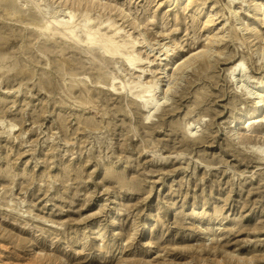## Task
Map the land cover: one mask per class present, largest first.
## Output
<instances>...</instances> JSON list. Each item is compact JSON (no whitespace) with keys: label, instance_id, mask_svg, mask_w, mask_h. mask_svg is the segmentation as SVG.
Returning <instances> with one entry per match:
<instances>
[{"label":"rangeland","instance_id":"1","mask_svg":"<svg viewBox=\"0 0 264 264\" xmlns=\"http://www.w3.org/2000/svg\"><path fill=\"white\" fill-rule=\"evenodd\" d=\"M13 1L0 10V264H264V113L234 125L255 115L245 86L264 85V0H84L101 31L154 43L134 69L48 39L35 4ZM213 33L216 54L147 119L128 88L166 83L158 43L180 46L169 68Z\"/></svg>","mask_w":264,"mask_h":264},{"label":"bare ground","instance_id":"2","mask_svg":"<svg viewBox=\"0 0 264 264\" xmlns=\"http://www.w3.org/2000/svg\"><path fill=\"white\" fill-rule=\"evenodd\" d=\"M30 1L35 4V9H37L35 14H38L40 15V17H42V19L40 18L41 22L35 24L37 26H40L38 28L41 30L42 34H47L49 36L48 39L53 38L56 42H66L68 39H72L79 44L85 43V45L89 47H97L104 56H110L111 58H120L133 69L139 67V64L143 62L145 59H147L142 55H140V53L137 50V47L138 46L145 47L146 43L151 46H153L154 44V43L151 44L150 43L151 41L149 42L147 35L143 29H139L141 38H136L131 33H129V31H125L123 27L120 26L115 27L116 22L112 20L111 16H108L107 20L105 19L106 21L104 23H106V26H108L109 28L115 27L114 33L120 34L122 39L117 40L115 39V37H113L112 34H108L107 32L101 31L99 27L91 24V21L95 18L91 14V11L95 10L94 5L96 6V4L89 3V1L83 3L84 0H63V3L61 5L64 7L60 5L57 9L54 10V12L52 11L53 13H51L48 10L42 12L37 0H30ZM13 2H14L13 0H1L0 10L3 9L7 10L9 5H11ZM12 7H14V5H12ZM79 9H81L83 14H81V19L77 20L76 12ZM32 20L34 21V19ZM210 21L212 20L208 19L207 23H209ZM136 28H140V24H138V22ZM79 32L80 33L82 32L84 34V37L78 34ZM256 33L257 32L255 30V37L259 38L260 36L257 35ZM222 37L223 35H219L218 33L210 34L209 40L203 48H201L198 51L190 53L186 57L185 56L180 57L179 60L176 59L174 60V62L171 61V65L169 68H167V66H169L170 60L178 56L180 52L179 50L180 46L176 47L175 45L173 46V44L171 43L167 45L166 43L163 42L161 44L156 42L160 46L159 50L160 51L164 50L162 55H165V58H163L165 59V63L160 68V71L161 70L162 71L158 73L164 74V76H161L159 78H161L160 79L161 82L162 81L164 82L163 80L164 77L167 78L165 80L166 83L160 84V82L158 81L159 79H157L156 81L155 80L144 81L143 79L142 80L137 79L133 81V85L128 88V90H130L131 92L132 89H135V91L132 93L137 97L135 100L137 101L139 106H142L143 108L147 109V115H146L147 119L150 118L153 111L158 110V108L161 106V103L166 102V100L168 99L169 92L172 90V88H174L175 85L178 84V81L182 78V76L189 67L194 65L197 61H202L206 58L210 59L214 55V53L216 54V52L218 51V47H216L215 44L221 42ZM261 38H263L264 40V37ZM257 53L258 56L264 54V43L263 45L257 46ZM242 63H239L238 65H236L231 69L232 71L231 75L233 76V78H235L237 75L240 74L241 77L242 75L244 76V74L242 73V68L244 65ZM142 71H144V69H142ZM117 77L116 76L112 77V83L110 85L111 89H115L116 87L115 85L118 83L116 81ZM119 78L121 77L119 76ZM129 81L130 80H128V82ZM242 81L244 82L245 80L243 79ZM119 83L121 85L120 89L121 88L126 89V82L120 80ZM244 89H246L244 95H247V98L251 97L253 99L258 100L257 106L253 113L255 115H251L249 117L245 115L240 118V121L235 122L234 125L237 126L238 124H242L243 127L245 125H247L248 127L249 120L251 121L253 119H258V117H261L262 114L264 113V85H258L250 88L246 85ZM156 91H159V93L162 95L159 99L155 98ZM188 129H189L188 132L192 134L194 131L193 129H195V126L191 127L190 125ZM263 144L264 143L262 142L261 145ZM255 152H259L261 155H264V146H257L255 148Z\"/></svg>","mask_w":264,"mask_h":264}]
</instances>
